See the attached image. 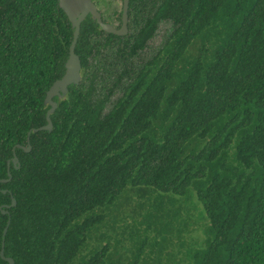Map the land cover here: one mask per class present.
<instances>
[{
  "label": "trees",
  "instance_id": "16d2710c",
  "mask_svg": "<svg viewBox=\"0 0 264 264\" xmlns=\"http://www.w3.org/2000/svg\"><path fill=\"white\" fill-rule=\"evenodd\" d=\"M129 8L141 27L126 37L90 16L81 23V82L54 98L52 130L31 133L25 153L17 146L46 124L45 94L64 73L73 30L58 0H0V252L10 218L3 255L14 264H264V0H130ZM160 22L172 31L141 61ZM128 191L142 200L133 227L155 233V258L142 259L147 235L129 260L108 244L85 253L105 212L129 205ZM187 195L201 205L208 238L168 256L188 232L174 200ZM121 214L110 229L125 222ZM0 264L8 263L0 256Z\"/></svg>",
  "mask_w": 264,
  "mask_h": 264
},
{
  "label": "rangeland",
  "instance_id": "374dc122",
  "mask_svg": "<svg viewBox=\"0 0 264 264\" xmlns=\"http://www.w3.org/2000/svg\"><path fill=\"white\" fill-rule=\"evenodd\" d=\"M94 3L97 0H93ZM98 10L102 14L103 18L106 20H109V23L116 26L118 22L114 19L115 14H119L121 11V0H100V3L98 4ZM172 31V25L169 22H160L157 26V30L154 34V37L147 43V49L140 53V60L141 61H147L151 59L154 54L157 52V50L162 46V44L165 41V38L169 35V33ZM108 60V59H107ZM135 66L137 67V63L135 61ZM121 95V91L117 90L113 93L110 100L105 103L103 107V113H106L110 110L112 106V102ZM128 195L127 198H131L129 205L124 204L123 207L120 209V214L117 213L116 210L118 209H111V211L105 212V222L104 224L100 225L97 230L93 233V237L89 240V246L85 250V253L93 249L94 247H98L99 244L109 245V252L113 253L114 250L118 252L121 255L124 260L132 259L133 254L137 253V249L135 246L140 245V241L143 240L144 236L147 235L148 241L147 245L144 248L142 259L146 258L147 261L151 262L152 259L155 257V253L153 252L152 244L155 241V233L154 232H148L144 233V229L146 228L145 225H136L133 227L134 220L132 219L131 215L133 211L135 210L136 214H145V210H139L138 205L142 202L133 192L128 191L126 193ZM155 193H151V200L155 197ZM168 199L173 200L172 196L167 195ZM187 199H179L174 198L176 201H180L179 205H184L185 211H181V216L185 217L187 213V217L189 218V228L188 232L183 234V238L181 242L178 241V239L173 240V245L167 247L165 250V254L170 255H176L178 254L179 257L182 256L181 253L185 252V250L189 247L196 248V243L199 244V246H203L204 243H206L207 240V232L204 230L207 227L206 221L202 220L201 217V205L199 206V203L197 202L196 198L191 195H187ZM125 202L124 199L120 201L121 204ZM169 208L170 205H167ZM178 206V205H177ZM199 209H198V207ZM145 208H147L145 206ZM147 210H149L147 208ZM121 211H125V215L127 214V217L125 219L124 223H117L115 226V230L110 229L109 225L112 224V222L108 221L109 218L113 219L116 216L121 217ZM125 217V216H124ZM135 219L137 222L142 221V217L140 215L135 216ZM106 225V226H105ZM129 226L127 229H124L123 226ZM191 225V226H190ZM134 230L133 239H130L131 231ZM206 234V235H205ZM105 236L102 237V239L99 241L98 236ZM124 238L123 243L121 245H118L115 241V239ZM104 238H108L105 240ZM157 241H160V238H156ZM166 258H161V261L164 263L166 262ZM183 264H187L185 261Z\"/></svg>",
  "mask_w": 264,
  "mask_h": 264
},
{
  "label": "water",
  "instance_id": "95a60500",
  "mask_svg": "<svg viewBox=\"0 0 264 264\" xmlns=\"http://www.w3.org/2000/svg\"><path fill=\"white\" fill-rule=\"evenodd\" d=\"M128 3L129 0H123V11H122V26L119 29H115L111 24L104 23L102 21V15L98 11L96 4L92 0H58V5L60 9L64 12L67 17L69 23L71 24V28L73 30L72 34V42L69 47L68 57L64 64V73L61 78L57 79L53 82V84L49 87L45 94L44 98V106H49V109L46 112V124L35 129H31L27 136V145L17 146L19 149H22L25 153L31 151V146L29 142V137L31 133H37L39 131H48L50 132L53 128L51 115L56 111L58 107V102L54 100L57 98L59 100L66 97L68 93V88L71 85H79L81 82V61L79 56L75 53V45L80 33V25L86 19L87 16H90L92 20L96 22L97 25L101 28V30L105 33L114 34L118 36H122L127 34L128 28ZM11 163L15 170L20 168L18 157L16 156L13 149V157L11 159ZM9 164L7 162V179L1 180L2 183H8L11 179V174L9 171ZM5 193V191H3ZM16 206V200L11 198V204L6 206L5 208H11ZM8 212L2 210V214H7ZM10 222V218H8L7 225L3 230V240H2V249L0 252L1 258L6 261L8 264H14V261L11 258H6L3 255V247H4V237L7 232V228Z\"/></svg>",
  "mask_w": 264,
  "mask_h": 264
},
{
  "label": "flooded vegetation",
  "instance_id": "af4514ba",
  "mask_svg": "<svg viewBox=\"0 0 264 264\" xmlns=\"http://www.w3.org/2000/svg\"><path fill=\"white\" fill-rule=\"evenodd\" d=\"M93 1V0H92ZM94 2V1H93ZM96 2H98V4L100 3V0H97ZM129 3H130V0H129ZM129 3H128V23H127V28H128V31H127V34L125 35H122V36H118V37H126L128 36L129 34H131L132 32H135V31H138L141 27V22L140 21H136L132 16H130V8H129ZM96 4V3H95ZM96 6H98L96 4ZM98 8V7H97ZM99 11V10H98ZM122 11H123V0H121V11L119 14H115L114 16V19L118 22V24L116 26L112 25L111 23H109V20H106L103 18L102 16V21L104 23H109L111 24L115 29H119L121 26H122ZM100 12V11H99ZM102 15V14H101ZM105 33V32H104ZM106 34H109V33H106ZM114 35V34H112ZM150 40H148L149 42ZM147 42V43H148Z\"/></svg>",
  "mask_w": 264,
  "mask_h": 264
}]
</instances>
